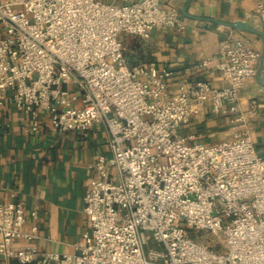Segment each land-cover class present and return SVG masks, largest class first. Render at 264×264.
Masks as SVG:
<instances>
[{
    "label": "built area",
    "instance_id": "built-area-1",
    "mask_svg": "<svg viewBox=\"0 0 264 264\" xmlns=\"http://www.w3.org/2000/svg\"><path fill=\"white\" fill-rule=\"evenodd\" d=\"M254 10L264 28V0ZM154 27L184 30L186 21L160 0H0V107L16 106L35 127L46 113L58 131L86 132L102 122L111 151L93 164L83 206L89 227L78 252L18 244L35 233L23 230L22 204L7 200L0 202L5 258L264 264V155L248 124L255 110L230 118L231 136L215 143L190 142L180 132L208 102L220 114L238 111L241 89L256 77L260 47L230 29L217 54L193 67L212 68L226 85L184 77L172 90L170 69L130 64L124 54L121 33L147 39ZM205 233L217 243H205Z\"/></svg>",
    "mask_w": 264,
    "mask_h": 264
},
{
    "label": "crops",
    "instance_id": "crops-1",
    "mask_svg": "<svg viewBox=\"0 0 264 264\" xmlns=\"http://www.w3.org/2000/svg\"><path fill=\"white\" fill-rule=\"evenodd\" d=\"M101 1L118 5L138 0ZM260 1L160 0L166 10L180 12L186 28L154 27L147 39L121 33L125 57L130 64L154 62L170 69L174 73L172 90L184 77L225 86L226 82L218 79L212 68L193 69L207 57L216 55L219 42L230 33L231 28L209 18L223 22L244 20L262 27L254 10ZM233 30L260 47L256 35ZM251 107L255 110L248 119L251 136L258 152L264 155V74L261 80L255 77L241 89L237 112L217 113L208 102L180 132L190 142L215 143L231 136L229 119ZM36 119L35 127V119L16 106L0 107V202L21 203L26 214L23 230L35 233L32 239H18V244H32L39 252L76 253L77 244L89 227L83 206L84 195L95 175L93 164L99 155H111L108 132L102 122L94 123L86 132L58 131L48 114L39 113ZM0 264L24 263L0 254Z\"/></svg>",
    "mask_w": 264,
    "mask_h": 264
},
{
    "label": "water",
    "instance_id": "water-1",
    "mask_svg": "<svg viewBox=\"0 0 264 264\" xmlns=\"http://www.w3.org/2000/svg\"><path fill=\"white\" fill-rule=\"evenodd\" d=\"M189 2L190 0H187V3ZM209 20L223 24L231 29H235V30L242 31V32H248V33L254 34L257 37H259L260 39V59H259L258 67H257L256 78L258 80H261L264 74V28L259 27V26H254L244 20H235L233 22H223V21L216 20L214 18H209Z\"/></svg>",
    "mask_w": 264,
    "mask_h": 264
},
{
    "label": "rangeland",
    "instance_id": "rangeland-1",
    "mask_svg": "<svg viewBox=\"0 0 264 264\" xmlns=\"http://www.w3.org/2000/svg\"><path fill=\"white\" fill-rule=\"evenodd\" d=\"M147 234L148 235H151V233L149 232V231H147ZM203 241L205 242V243H208V244H213L214 242L215 243H217V240H218V238H217V236H214V235H208V234H203ZM214 243V244H215ZM216 246V245H215ZM148 247L149 246H147L146 247V250L148 249Z\"/></svg>",
    "mask_w": 264,
    "mask_h": 264
}]
</instances>
